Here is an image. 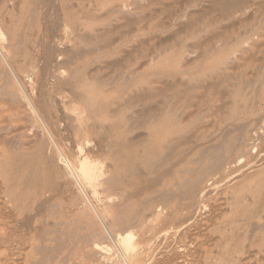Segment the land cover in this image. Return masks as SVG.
Returning <instances> with one entry per match:
<instances>
[{
    "label": "rangeland",
    "instance_id": "374dc122",
    "mask_svg": "<svg viewBox=\"0 0 264 264\" xmlns=\"http://www.w3.org/2000/svg\"><path fill=\"white\" fill-rule=\"evenodd\" d=\"M30 1L0 0V264H264V0Z\"/></svg>",
    "mask_w": 264,
    "mask_h": 264
},
{
    "label": "bare ground",
    "instance_id": "6f19581e",
    "mask_svg": "<svg viewBox=\"0 0 264 264\" xmlns=\"http://www.w3.org/2000/svg\"><path fill=\"white\" fill-rule=\"evenodd\" d=\"M38 2H40V0H31L30 4H32V3L36 4ZM23 9L25 11V15H23L24 17L26 16L27 19H29V20H37L38 19L39 14H38V10L35 9V7H33V9H32L30 6L26 5V6H24ZM20 17L22 18V15ZM46 19L49 20V17L46 18ZM11 47L15 51V53H13V55H12V58L13 59L15 58V61H16V59H18V55L20 54L21 45H20V43L18 41L14 40V42L11 44ZM84 89L85 90H83V92L80 93L78 95V97H77L78 102L80 104H84L88 109H90L92 107L96 108V106L98 105V101L96 99H94L93 97H91V95H90L89 91L87 90V88H84ZM47 90H48V88H47ZM37 105L38 104L36 103L34 105V107H35V109L38 110V106ZM226 142L227 141H225V143ZM228 144H230L229 140H228ZM226 149H228L227 146H222L219 149L212 150L211 153H209L206 156V158L204 159L203 165L206 162L215 163L218 160H220L219 157H220L221 153H223L222 151L223 150L225 151ZM38 155H39V153L36 155V157ZM20 156L21 157L19 159L23 160L24 163H25V159H27V157H29V155H26V154H23V155H20ZM62 160H63V164L67 168H69L72 171V173H75V168H77L78 172L80 173L79 175H81V177L85 178V176L87 177L89 175V173L87 172V169L83 168L79 163L76 164L75 162H72L69 158H65V159H62ZM207 168L208 167H206L205 170L202 169V174L203 175L205 174V172H207ZM41 169L42 168L40 166L36 168L35 176H36V173L39 174V175L41 174ZM21 170H22V168L19 167L18 169H16V172H14V175L17 177V179L19 181L18 185L21 186L22 188H27L29 191H32V192L35 191V194H37L38 191H37L36 182H35L36 179L33 178L32 175H31V177L28 176L27 179H24V180L20 181V178H18V176H19V174H20L19 172ZM188 176H189V174H185V175H182V176L179 177L178 175H176L174 173H169V174L166 175V178L164 180H160L159 182L154 181L151 184V187H153V188H151L149 191L153 190V191L157 192V195L156 196H151V197H165V196H170L172 194H176V193H179V192H185L186 193V192L192 191L193 188L191 186H187L185 184V181H186ZM89 177H91V176H89ZM116 180H117V178L113 177V178L110 179V182L113 183ZM179 183H180V185H179ZM178 185H179V187H178ZM146 191H148V190H146ZM121 198H122V200H124L121 204H119V205H109V207L107 209L108 216L110 218V225L112 226V228L114 230H116L118 235H122V236H126V237H134V234L132 232V230L134 228H144L141 225L142 221L144 220V216H143V210H144L143 199H138L137 195H133V196H130V197L128 195H123ZM94 200H96V199H94ZM99 202H100V200H99ZM96 213H98V212L96 211ZM92 235L95 238H99L101 236V233L97 232V231H94L92 233ZM121 248L123 250H129V248H131L130 241L129 242L124 241L122 243V245H121Z\"/></svg>",
    "mask_w": 264,
    "mask_h": 264
}]
</instances>
